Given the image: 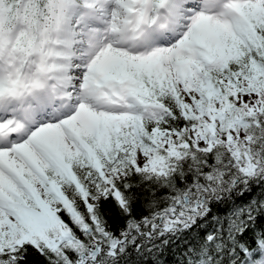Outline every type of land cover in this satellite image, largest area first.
Listing matches in <instances>:
<instances>
[{
	"label": "snow or ice",
	"instance_id": "6c2138e0",
	"mask_svg": "<svg viewBox=\"0 0 264 264\" xmlns=\"http://www.w3.org/2000/svg\"><path fill=\"white\" fill-rule=\"evenodd\" d=\"M0 264H264V0H0Z\"/></svg>",
	"mask_w": 264,
	"mask_h": 264
}]
</instances>
